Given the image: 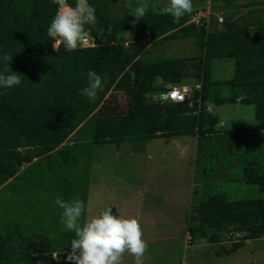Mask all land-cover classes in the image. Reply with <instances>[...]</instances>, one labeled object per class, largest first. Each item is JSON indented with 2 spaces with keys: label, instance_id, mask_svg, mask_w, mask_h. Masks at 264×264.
<instances>
[{
  "label": "trees",
  "instance_id": "trees-1",
  "mask_svg": "<svg viewBox=\"0 0 264 264\" xmlns=\"http://www.w3.org/2000/svg\"><path fill=\"white\" fill-rule=\"evenodd\" d=\"M86 1L94 22L85 26V35L94 46L65 51L63 44L54 50L46 35L57 11L53 0H0V68L9 64L21 76L18 86L0 89V207L8 216L30 218V210L34 217L39 207H56L57 196L84 195L87 172L81 176L80 159L88 164L93 146L185 137L194 141L197 175L184 227L190 243L219 242L213 254L222 261L264 239V0H192L191 13L178 22L155 0H135L120 15H112L118 0ZM67 2L76 6L75 0ZM139 6L146 13L135 18ZM239 9L246 11L235 18ZM206 11L209 17L218 12L225 25L188 23ZM146 34L152 47L190 39L197 55L152 59ZM218 59L233 62L230 80L210 78V63ZM89 70L107 77L94 100L81 94ZM167 85L200 87L173 104L161 97ZM207 103L250 105L255 126L223 133ZM79 179L85 185L79 187ZM219 180L249 186L258 197L233 199L219 191ZM14 221L6 220L0 230V264H12L10 244L19 231L25 234ZM66 232L36 256L22 255L21 263L72 264L65 256L74 233Z\"/></svg>",
  "mask_w": 264,
  "mask_h": 264
},
{
  "label": "rangeland",
  "instance_id": "rangeland-1",
  "mask_svg": "<svg viewBox=\"0 0 264 264\" xmlns=\"http://www.w3.org/2000/svg\"><path fill=\"white\" fill-rule=\"evenodd\" d=\"M134 1L127 0L122 6L118 0L112 15L122 14ZM154 2L159 9L167 7V0ZM245 11L246 9H239L235 18ZM205 14L206 12L202 16L206 17ZM218 16L221 17L218 12L214 13L210 15L209 20L216 23V28H221L225 21L222 20L221 23L216 21ZM196 17L200 15L197 14ZM152 42L146 34L144 43L146 48L151 47L149 49L152 59L186 58L197 55L195 45L190 39L174 41L161 47H152ZM232 76L231 60L211 61L210 78L213 81L225 82ZM219 95L222 98L226 95L224 89H220ZM206 109L208 113L213 112L217 115L219 118L217 129L223 133L231 129L248 130L255 126L253 108L250 105L222 103L218 107H213L207 103ZM193 156L194 141L185 137L171 139L168 142L162 139L128 142L121 144L119 148L113 145L93 146L88 164L85 158L80 159L81 176L87 172V190L84 195L78 196L80 199L82 197L85 206L83 220L98 214L104 208H115L118 216L135 218L138 221L142 239L147 245L142 258L143 264H180L184 253L183 242L187 244L190 242L186 238L188 236L184 233V227L191 202L193 181L197 177L196 175L194 179ZM212 178L214 180L216 177ZM216 183L217 186H221L220 192H229L233 199L258 197L257 192L249 189V186L222 181ZM81 185H85L84 179H79V187ZM44 194L43 192L42 195ZM73 196H76L75 191L67 193L65 199ZM0 211V217L2 216L0 230L7 224L6 220L9 224L15 220L14 223L22 225L25 229V234L19 236V231L10 244L14 249L12 254L10 253L12 264H25L21 263L22 255L32 254L37 252V249L46 250L53 247L59 242V235L67 233V230L56 222L60 210L53 205L48 208L39 207L34 217L30 210V218L19 213L17 217L8 216L7 208L3 210V207H0ZM155 233H159V237L153 240ZM160 233L166 234V238L163 239ZM182 234L184 240L180 241L179 237ZM148 237L149 241H146ZM22 243L30 246L24 247ZM33 249L35 251H32ZM207 251L211 253L210 249ZM210 256L211 254L207 253L206 258H202L204 260L202 263H206ZM223 259H226L225 263L228 264H264V239L250 241L237 255ZM121 264H134L133 257L127 252L122 253Z\"/></svg>",
  "mask_w": 264,
  "mask_h": 264
},
{
  "label": "clouds",
  "instance_id": "clouds-1",
  "mask_svg": "<svg viewBox=\"0 0 264 264\" xmlns=\"http://www.w3.org/2000/svg\"><path fill=\"white\" fill-rule=\"evenodd\" d=\"M53 2L57 6V11L46 29V35L54 42L53 49L55 50L56 45L63 44L65 51L75 50L78 46L81 47L80 44L85 38L92 46L81 48L93 47V39L85 35L87 31L85 26L94 22V13L79 4L71 6L67 0H53ZM192 8V0H167V7L163 9V12L171 15L173 22H178L185 14L191 13ZM145 13V7H136L135 18H142ZM7 59L8 57H3V60ZM106 80V76L102 77L101 74L93 70L87 71L86 86L81 90V94L89 100H94L97 90L103 87ZM20 83L21 76L12 72L9 64H4L0 68V89H11ZM173 87H185L189 93L191 88L196 90L200 86L167 85L166 91L161 96L162 99L177 104L166 97ZM54 203L60 210V224L64 229L74 233L69 244L70 251L65 256L66 262L70 261L72 264H121L122 253L127 252L133 257L134 264H143L142 258L147 245L142 239V232L135 218L116 216L112 214L111 208H104L98 214L84 219L81 223L85 206L78 196L68 199L57 196Z\"/></svg>",
  "mask_w": 264,
  "mask_h": 264
},
{
  "label": "crops",
  "instance_id": "crops-1",
  "mask_svg": "<svg viewBox=\"0 0 264 264\" xmlns=\"http://www.w3.org/2000/svg\"><path fill=\"white\" fill-rule=\"evenodd\" d=\"M36 161V159L33 160V162ZM22 169V168H21ZM83 202V201H82ZM158 230V229H156ZM170 235L172 234L171 232L169 233ZM160 235L162 236V238H166V234H161ZM185 235H187L188 237L187 240H190V236L188 233H185ZM160 236V240L162 239ZM177 236V235H175ZM183 234L179 237L181 238L180 241H183L184 240V237L182 238ZM157 237H159V233H155L154 237H152L153 240H155ZM178 239V238H177ZM146 241H149V237L145 239ZM176 240V239H174ZM157 241V240H156ZM179 241V240H178ZM189 242V241H188ZM219 242H215L213 243V245H207L203 242H198V241H194L192 243H184L183 242V255H182V259H181V263L180 264H228V263H225L226 262V259H222V261H220L219 259L218 260H215L214 258V254H213V250H214V246H218ZM207 249H210L211 253L207 251ZM205 250V251H203ZM207 253L208 254H211L209 260L206 262V263H202L204 260L202 258H206L207 256ZM235 256V255H233ZM230 258V257H228Z\"/></svg>",
  "mask_w": 264,
  "mask_h": 264
},
{
  "label": "built area",
  "instance_id": "built-area-1",
  "mask_svg": "<svg viewBox=\"0 0 264 264\" xmlns=\"http://www.w3.org/2000/svg\"><path fill=\"white\" fill-rule=\"evenodd\" d=\"M205 12H202L198 15H200V17H196L197 14H194V16L191 17V19L189 20V23H193L195 25L200 24L202 21V19H204V21H209V16H208V11H206V14L204 16H202V14ZM217 21L219 23L222 22V19L220 17L217 18ZM81 47H88V46H92V44H90V42L85 38L82 42H81ZM188 94V90L185 87L182 88H175L173 87L167 94L166 97L174 103H179L181 101H183V99L185 98V96Z\"/></svg>",
  "mask_w": 264,
  "mask_h": 264
},
{
  "label": "water",
  "instance_id": "water-1",
  "mask_svg": "<svg viewBox=\"0 0 264 264\" xmlns=\"http://www.w3.org/2000/svg\"><path fill=\"white\" fill-rule=\"evenodd\" d=\"M75 4H79L80 6H82L83 8H85L86 10L92 11L90 9V7H89V5H88V3H87L86 0H75ZM84 31H85V29H84Z\"/></svg>",
  "mask_w": 264,
  "mask_h": 264
}]
</instances>
